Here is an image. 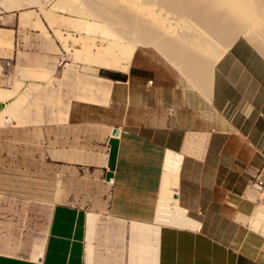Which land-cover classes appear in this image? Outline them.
<instances>
[{
  "label": "crops",
  "instance_id": "crops-1",
  "mask_svg": "<svg viewBox=\"0 0 264 264\" xmlns=\"http://www.w3.org/2000/svg\"><path fill=\"white\" fill-rule=\"evenodd\" d=\"M18 18L0 16V264H264V56L236 39L202 92L139 48L120 70L74 41L20 51L3 39ZM35 96L59 119L36 120ZM169 151L189 226L156 220Z\"/></svg>",
  "mask_w": 264,
  "mask_h": 264
},
{
  "label": "bare ground",
  "instance_id": "bare-ground-1",
  "mask_svg": "<svg viewBox=\"0 0 264 264\" xmlns=\"http://www.w3.org/2000/svg\"><path fill=\"white\" fill-rule=\"evenodd\" d=\"M46 1L50 8L44 11L51 16L54 8H61L69 15L99 20L88 21L89 27L88 22L84 24L91 31L104 33L107 39L105 53L88 54L99 66L126 69L128 61L118 58L114 49L124 43L121 51L129 53L128 47L141 42L157 48L193 84L209 91L214 63L239 36L264 56V0ZM178 162L179 156L169 151L156 220L189 226L190 220L173 196Z\"/></svg>",
  "mask_w": 264,
  "mask_h": 264
},
{
  "label": "rangeland",
  "instance_id": "rangeland-1",
  "mask_svg": "<svg viewBox=\"0 0 264 264\" xmlns=\"http://www.w3.org/2000/svg\"><path fill=\"white\" fill-rule=\"evenodd\" d=\"M46 4V0H0V16L3 18L2 23L10 24L13 22L14 16L19 17L18 23L14 26L13 31H9L8 33L4 31L3 39H8L9 35V38L19 45L23 46L25 44V48H21L20 51H33L30 47L35 42L49 43L74 41L81 44L82 51L88 50L91 52L92 50L93 53L91 52L90 54L93 55L95 52L97 54L105 53L107 39L105 35H103L104 33L101 34L99 30H97L96 33L87 28L89 27V22H91L90 20L94 21L91 16L83 17L79 15H69L61 8H54L51 16V14L49 15L44 11L50 8V6ZM7 15L8 20L6 19ZM97 20L98 19H95L94 22ZM96 23H100L99 20ZM238 39L246 40L242 36H239ZM136 43L137 44H134L131 48L128 47L130 50L129 53H123L121 51L122 47H125L123 43L122 47L114 49L116 56L121 58V60H127L129 65L134 51L139 48L147 52L148 63L157 61L163 62L170 67L173 72L184 75L177 64L167 58V56L157 48L151 45H144L141 42ZM184 77L188 79V76L184 75ZM31 103L36 110V112L33 113L36 120L42 121L43 117L46 119L53 118L54 120H58L61 115L60 113L43 112V110L48 107L54 108L58 106L60 104V99L58 97L35 96L31 99ZM6 113H9V111L0 113V119H4ZM22 115L25 116L26 113ZM37 164L38 163H36V165ZM8 167L9 161L0 160V170ZM46 173L47 175L43 176V172H35V197L39 201L54 203L60 199V194L57 189L59 178L54 172Z\"/></svg>",
  "mask_w": 264,
  "mask_h": 264
},
{
  "label": "built area",
  "instance_id": "built-area-1",
  "mask_svg": "<svg viewBox=\"0 0 264 264\" xmlns=\"http://www.w3.org/2000/svg\"><path fill=\"white\" fill-rule=\"evenodd\" d=\"M148 82H151L149 80ZM251 185L260 192H264V175L258 173L251 180Z\"/></svg>",
  "mask_w": 264,
  "mask_h": 264
},
{
  "label": "water",
  "instance_id": "water-1",
  "mask_svg": "<svg viewBox=\"0 0 264 264\" xmlns=\"http://www.w3.org/2000/svg\"><path fill=\"white\" fill-rule=\"evenodd\" d=\"M112 133H113L114 135H116V134L118 133V128H114L113 131H112ZM174 197H177V194H175Z\"/></svg>",
  "mask_w": 264,
  "mask_h": 264
}]
</instances>
